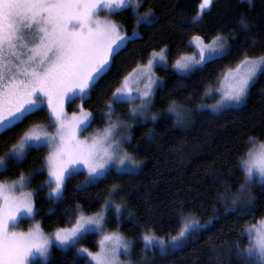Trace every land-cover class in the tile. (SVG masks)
Segmentation results:
<instances>
[{
    "label": "snow or ice",
    "instance_id": "6c2138e0",
    "mask_svg": "<svg viewBox=\"0 0 264 264\" xmlns=\"http://www.w3.org/2000/svg\"><path fill=\"white\" fill-rule=\"evenodd\" d=\"M142 6L143 0H0V133L12 131L42 113L54 129L50 133L37 126L24 132L12 144L7 159L0 157V173H5L10 170L9 165L18 167L33 152L48 150L41 166L30 176L21 172L17 180L0 182V264H40L35 257L46 262L53 242L68 250L92 233L102 234L96 242L99 251L78 248L77 255L84 258L83 264H119L120 250L128 252L131 242L117 232H108L105 216H86L79 211V204L71 209L70 217L66 216L75 223L57 228L52 236L46 235L39 223L27 232L16 228L25 218L34 220L38 214L36 192L24 191L36 176L46 177L40 189H49V200L58 203L67 198L68 183L81 172H86V178L82 185H76L78 190H86L110 176L134 174L140 162L123 145L132 139L128 132L130 121L143 123L150 117L155 122L160 115L151 111L157 90L163 87V80L155 76L154 69L171 68L188 76L195 69L232 54L233 44L229 40L239 39L236 29H229L228 34L218 31L207 42L204 36H194L189 46L195 52L180 55L171 64V50L166 44L159 50L153 48L147 53V62L121 78L104 108L94 116L85 110L84 103L92 100L97 84L110 73L115 58L131 40L139 38L135 28L128 36L126 29L122 31L119 24L101 19L100 14L103 11L112 16L131 8L137 26L143 23L151 27L157 22L155 13L149 9L141 14ZM214 7L215 0H201L192 22L199 24ZM237 24L240 31H250L244 15ZM260 75H264V52L249 55L244 50L235 69L223 74L221 87L215 90L220 95L217 104L197 108L211 107L213 112H222L244 105ZM78 100L79 111L69 114L66 105H76ZM137 100L139 104H135ZM116 105H128L127 119H121ZM167 112L180 125L191 119V109L175 100H170ZM98 119L105 122L103 130L84 136ZM237 170L240 177L235 189L225 185L223 191L214 195L224 204L225 211L234 213L239 220L243 221L245 216L255 219L257 197L251 190L257 185L264 190V140L247 137L245 150L237 156ZM222 179L213 176L212 183L218 184ZM121 192L113 184L108 193L113 199L103 198L104 209L113 211L117 219L128 211ZM117 197L124 203H115ZM185 207L183 203L175 205V213L181 218L176 235L169 232L158 236L150 229L144 230L141 239L145 249L158 248L162 254L181 249L192 233L213 225V220L201 224L185 213ZM236 235L248 241L244 248L240 247L242 239L227 245L235 250L237 258L243 264H264V216L256 223H242Z\"/></svg>",
    "mask_w": 264,
    "mask_h": 264
},
{
    "label": "trees",
    "instance_id": "16d2710c",
    "mask_svg": "<svg viewBox=\"0 0 264 264\" xmlns=\"http://www.w3.org/2000/svg\"><path fill=\"white\" fill-rule=\"evenodd\" d=\"M201 0H143L139 9L141 14L151 9L155 13L156 23L151 27L134 22L131 8L120 10L112 15L127 35L133 29L139 38L131 40L115 58L110 73L96 86L90 102L84 108L97 115L110 99L111 91L119 86L123 76L128 75L138 64L147 61V53L153 48L165 44L171 50L168 56L175 61L180 55L192 53L189 41L197 35L215 36L218 31L228 34L229 29H236L238 40H229L233 44V52L214 63L193 71L188 76H181L172 69L159 68L164 78L163 87L157 90L153 109L164 113L170 100L196 109L204 102L205 93L214 87L221 75L228 69L236 67L241 53L247 50L249 55L264 52V0H215L211 13L204 15L199 24L192 22L193 16ZM244 15L250 31L245 33L238 28L237 21ZM236 49H240L237 52ZM79 102L76 101V103ZM75 105L70 109H74ZM122 119L128 118V105H116ZM157 121H131L132 139L128 150L143 163L141 171L132 175L110 176L89 186L86 190H78L76 185L85 182L86 173L81 172L70 180L67 187V198L63 202L54 203L48 198L47 188L40 189L43 175L36 176L29 185L35 190V207L38 214L36 221L46 233L57 228L71 226L75 221L66 219L71 216V209L79 204L83 214L98 212L104 203L113 184L122 189L121 195L127 202L128 213L117 219L111 213L108 219L109 230H119L128 237L139 238L145 229L155 231L164 236L165 233L176 235L181 218L175 213V205L183 203L185 213L199 216L205 221L213 220V225L195 232L189 242L181 249L162 254L157 249L148 255L149 264H243L235 255V250L227 245L232 241L246 238L236 235L242 223H256L264 216V190L259 186L252 188L257 197L255 202L256 217L245 216L239 220L234 213L226 212L224 204L214 193L223 191L225 185L237 186L240 173L237 170V156L245 150L247 137L254 136L264 140V75H260L250 88L247 101L239 108H232L220 114L206 111L197 113L187 126H178L173 117L162 114ZM46 114L34 116L30 121L16 127L12 131L0 133V157L8 153L12 144L17 143L24 132L37 123L47 124ZM105 126L102 119L95 120L89 129L97 133ZM151 137V138H150ZM48 150L33 152L18 167L9 165V171L0 173V180L10 182L19 178L22 172L25 177L43 163ZM231 173V174H230ZM213 176L223 179L220 183H212ZM116 201L124 203L118 197ZM53 209V212H49ZM32 220H26L28 229ZM97 233L89 234L81 245L96 250ZM213 248L216 251H213ZM84 258L77 255L75 248L64 250L53 246L50 260L46 264H83ZM42 264V263H40Z\"/></svg>",
    "mask_w": 264,
    "mask_h": 264
},
{
    "label": "rangeland",
    "instance_id": "374dc122",
    "mask_svg": "<svg viewBox=\"0 0 264 264\" xmlns=\"http://www.w3.org/2000/svg\"><path fill=\"white\" fill-rule=\"evenodd\" d=\"M100 18H101V19H110V20H112L111 16H108L107 13H105V12H103V11H102L101 14H100ZM112 21H113V20H112ZM113 22H115V21H113ZM115 23H116V22H115ZM117 24H118V23H117ZM121 30L124 31L122 28H121ZM128 36H131V35H128ZM194 52H195V48L193 47V52H192V53H186V54H183V55H192ZM168 61H169V64L174 63V61H170L169 58H168ZM146 62H147V61H146ZM146 62H145V63H146ZM158 69H159V67H156V68L154 69V74H155V76H157V77H159L160 79H162V80H163V83H164V78L159 74ZM168 69H171V68H168ZM197 69H199V68H197ZM197 69H195V70H197ZM231 69H235V67H234V68H231ZM172 70H174V69H172ZM195 70H194V71H195ZM174 71H175V70H174ZM227 71H228V70H226L224 73H226ZM131 72H132V71H131ZM131 72H130V73H131ZM175 72H176V71H175ZM176 73H177V72H176ZM224 73H223V74H224ZM223 74L221 75V77H220L218 83H217L214 87L210 88V89L205 93V96H204V102H203L202 104H200V105L214 106V105L217 104V102H218L219 99H220V95H219L215 90H216V89H219V88L221 87V83H220V82L223 80ZM80 103H81L80 101L77 102L76 105L74 106V107H75L74 109H70V107L66 105V110L69 112V114H71L73 111H79L77 105H79ZM178 103H179V102H178ZM135 104H139V100L135 101ZM181 104H183V103H181ZM184 105H186V104H184ZM186 106H187V105H186ZM187 107L191 109V112H190L191 119H190V121H187L184 125H180V124H178V123L176 122V118H175V116H174L173 114L167 112V110H166L164 113H159V112H157V113L160 114L159 117H158V119H159L161 116H163L162 114H164V115H166V116H171V117H173L175 123H176L178 126H187V125H189V124L192 122L193 117H194L197 113H200V112L206 111V112H209V113H212V114H220V113L223 112V111H222V112H213L211 107H207V108H197V107H196V109L191 108V107H189V106H187ZM240 107H241V106H240ZM237 108H239V107H237ZM234 109H235V108H234ZM85 110H86V109H85ZM151 111H152V112H156V111H154L153 107H152ZM92 114H93V113H92ZM121 119H122V118H121ZM158 119H157V120H158ZM157 120H156V121H157ZM147 121H152V120H151V118L149 117ZM147 121H145V122H147ZM130 124H131V127L128 129V132H129V133L131 134V136H132V122H131V121H130ZM37 126L39 127V129H40L41 131H47V132H50V133H51V132H54V129L51 128V127H49V122H48L47 124H44V123H37V124H35L34 126H32L30 129H33V128L37 127ZM30 129H29V130H30ZM102 130H103V129H102ZM102 130H101V131H102ZM99 131H100V130H99ZM97 132H98V131H97ZM95 134H96V132H94L93 130H91V129H89V128L87 129L86 132L83 133L84 136L95 135ZM129 143H130V142H129ZM123 148H125V149L128 150V143L124 144V145H123ZM128 151H129V150H128ZM130 153H131V152H130ZM133 155H134V154H133ZM134 156H135V155H134ZM1 157H4L5 159H7V154H5L4 156H1ZM135 157H136V156H135ZM136 159H137V158H136ZM137 161L140 162L139 160H137ZM142 168H143V163L140 162V167L135 171V173L141 171ZM85 173H86V172H85ZM16 180H17V179H16ZM0 182H3V181L0 180ZM10 182H11V181H10ZM10 182H3V183H10ZM257 186H258V185H257ZM24 191H30V192L34 191V192H35V190H33L32 188H30L29 186H27V187L24 189ZM48 191H49V190H48ZM34 199H35V197H34ZM108 199H109V200H112L113 198H112V197H109ZM115 203H117V204H123V203L118 202V201H116V200H115ZM127 210H128V209H127ZM97 213H99V214H101L102 216H105L107 219H109L111 213H114V212H113V211H107V212H106V210L104 209V207H102L98 212H95V213H92V214H84V215H86V216H92V215H95V214H97ZM126 213H128V211H127V212H124V214H123L119 219H121L122 217H124V216L126 215ZM191 215H192L194 218L198 219V220L200 221L201 224H205V223H207V221L203 220V219L200 218L199 216H196V215H194V214H191ZM26 220H29V219L25 218L24 220H22V221L19 223L18 227L16 228L17 231H24V232H27V231L29 230V228H31V227L34 226L35 224L39 223V222L36 221V220H32V221H31V225H30V227H29L28 229H25V225H26L25 221H26ZM74 223H75V222H74ZM74 223H73V224H74ZM39 224H40V223H39ZM71 226H72V225H71ZM71 226H69V227H71ZM106 230H107L108 232H113V231H114V232H117V233H119L120 235H122L125 239H127L128 241L131 242L127 253H125V252L123 251V249L120 250V252H119V254H118V257H117V259H118V261H119V264H149V263H150L151 258L149 257L148 254H149L151 251H153V250L145 249V247H144V243H143V241H142V239H141V236H140L139 238H137V239H136V238H132V237H128L127 235H125L124 233H122V232L119 231V230H114V229H113V230H109V228H108L107 225H106ZM152 231H153V230H152ZM153 232H154V234H156V235H158V236H161V235L157 234L155 231H153ZM44 233H45L46 235H48V236H52V234L54 233V231L51 232V233H46V232H44ZM193 234H194V233H192V234L190 235V238L188 239L187 243L189 242V240L191 239V237L193 236ZM101 235H102V234H98L99 239L101 238ZM246 240H247V239H246ZM187 243H186V244H187ZM247 244H248V241H247L246 243H244V242L242 241V243L240 244V247H241V248H244V247L247 246ZM53 246L60 247L58 244H56L55 242H53L52 246H51L50 249H49L48 259H47L46 262L43 261V259L40 258V257H35V259L39 260L40 263H42V264H46V263L50 260V257H51V249H52ZM80 247L87 248V249H89V250L92 251V252H97V251H99V248H97L96 250H91V249L88 248L87 246H84V245L78 244V245H76V247H75V252H76V254H77V249L80 248ZM60 248H61V247H60ZM157 250L160 251L158 248H157ZM170 251H172V250H170ZM170 251H168V252H170Z\"/></svg>",
    "mask_w": 264,
    "mask_h": 264
}]
</instances>
